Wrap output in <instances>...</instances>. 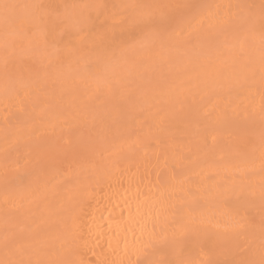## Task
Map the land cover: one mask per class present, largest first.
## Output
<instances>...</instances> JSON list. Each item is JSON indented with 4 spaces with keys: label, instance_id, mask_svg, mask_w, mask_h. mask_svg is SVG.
Listing matches in <instances>:
<instances>
[{
    "label": "bare ground",
    "instance_id": "1",
    "mask_svg": "<svg viewBox=\"0 0 264 264\" xmlns=\"http://www.w3.org/2000/svg\"><path fill=\"white\" fill-rule=\"evenodd\" d=\"M263 1L0 0V264H258Z\"/></svg>",
    "mask_w": 264,
    "mask_h": 264
},
{
    "label": "rangeland",
    "instance_id": "2",
    "mask_svg": "<svg viewBox=\"0 0 264 264\" xmlns=\"http://www.w3.org/2000/svg\"><path fill=\"white\" fill-rule=\"evenodd\" d=\"M105 1H107V3H109V4L113 5V6H115L118 10L123 11V12H125V13L131 11L128 7L125 6L126 4L130 5V4H136V3L139 4V3H141V4H140V8H141V5L145 6L146 4H148V3L150 2V4H152V7L150 8L151 11H149L150 9L148 10L150 14H149L148 11H147L148 14L145 13V14H143L142 16H143V17H144V16L147 17V15H149V16L151 15V17H148V19H146V20L149 21V23L147 24L148 26H149V24H151L152 26H154L156 23H158V26H161V24H162L161 20H162L163 18L160 16V15H161V14H160V13H161V8H160V7L163 6V2H161L162 5L159 4V2H160V1H163V0H122V1H123L122 4H121V3L119 4L118 2L113 1V0H105ZM191 1H193V2H191ZM194 1H196V2H195V4H196L198 1L200 2L201 0H190V1L186 0V2H185L184 0H182V1H181V0H171V1L168 2V3L173 4V3L175 2V3H174V4H175V7H176V6H179V7L181 8V6H183L182 8H184V6H185V5L187 6L188 3H190V5L188 4V6H190V7H192L193 5H195V4H193ZM152 2H153V3H152ZM171 2H173V3H171ZM181 2H182V5L180 4ZM168 3H167V0H164V6H163V7H165L166 9H164V8L162 7V9H164L165 11L167 10V12H169V11H168V7L170 8V6H169ZM191 3H192L193 5H191ZM153 4H155V5H153ZM156 4H157V6H156ZM167 4H168V5H167ZM176 4H177V5H176ZM158 5H159V6H158ZM263 5H264V1H263ZM146 6H147V5H146ZM148 6H149V5H148ZM148 6H147V7H148ZM167 6H168V7H167ZM186 6H185V8H186ZM188 6H187V7H188ZM147 7H145V8H147ZM149 7H150V6H149ZM156 7H157V8H156ZM179 7H177V8H179ZM142 8H143V7H142ZM159 8H160V9H159ZM180 8H179V10H180ZM138 9H139V8H138ZM152 9H153V10H152ZM154 9H156V11H154ZM158 9H159V10H158ZM170 9H171V8H170ZM139 10H140V9H139ZM152 11H153V12H152ZM159 11H160V13H159ZM165 11H164V12H165ZM164 12H162V13H164ZM183 12H184V11H183ZM170 13H171V12H170ZM152 14H153V15H152ZM180 14H182V13H179V15H180ZM168 15H169V14L167 13V14H166V17H167ZM159 16H160V19H161V20L159 19ZM162 16H163V14H162ZM164 16H165V14H164ZM166 17H164V18H166ZM140 18H141V17L139 16V20L141 21ZM142 19H143V18H142ZM139 20L137 21V19H136L137 22H139ZM143 20H144V19H143ZM162 21H163V20H162ZM137 22H136V23H137ZM142 22H143V21H142ZM160 22H161V23H160ZM134 23H135V22H134ZM134 23H133V24H134ZM139 23H140V22H139ZM139 23H138V25H139ZM144 23H145V22H144ZM163 23H164V22H163ZM142 24H143V23H142ZM142 24H141V25H142ZM153 24H154V25H153ZM166 24H167V23H166ZM144 25H145V24H143V26H144ZM103 26H104V25H103V22H101V23L99 24V30H101V28H102ZM156 26H157V24H156ZM162 26H164V25H162ZM95 27H96V25H95ZM138 27H140V25L137 26V28H138ZM154 27H155V26H154ZM159 28H160V27H159ZM135 29H136V25H130V26H128V30H130V32H132V33L135 31ZM259 32H260L259 34H258V32L255 33L256 35H257V34H258V35H257V36L254 35V38H252V40H249V39H248V40L251 42V43H250V42H249V43L252 44V47H258L260 50L263 49L262 51H264V48H263L264 45H262V44H264V41L261 42V40H263L264 37L262 36V37L259 38V36H261V34L264 35V34H263V33H264V24L262 25V30H260ZM240 35H241V34H239L238 36H240ZM235 37H237V36H235ZM256 37H258V40H260L259 42H260L261 44H259V42L257 43L256 41H255V43H254L253 39L255 40ZM237 38H238V37H237ZM237 38H236V39H237ZM240 38H241V37H239V39H240ZM242 38H243V37H242ZM234 39H235V38H234ZM218 40H219V41H218ZM244 40H245V39H244ZM246 40H247V39H246ZM248 40H247V41H248ZM258 40H257V41H258ZM240 41H242V40L240 39ZM216 42H217V43H216ZM216 42H215V46H214V48H216V45H217V46H218V49H219L220 46H222V44H223L224 41H223V40L221 41V39L218 38ZM243 42H245V41H243ZM236 43H237V42H236ZM245 43H246V42H245ZM249 43H246V45H248V46L250 47ZM253 43H254V45H253ZM256 43H257L258 45H255ZM260 45H261L262 47H260ZM248 46H247V47H248ZM254 49H255V48H254ZM259 49H258V50H259ZM256 50H257V49H255L254 51H256ZM258 50H257V51H258ZM254 51H250V52H251V55H252L251 57L256 56L255 59L258 58L259 60H257V61H258L259 63H260V62H264V61H263V60H264V58H263V57H264V52L260 51L261 54L263 55V57H262L261 54L259 53V51H258V52L256 51V52L259 53L260 55H258V54H257L256 52H254ZM253 52H254V53H253ZM255 53H256V54H255ZM254 54H255V55H254ZM257 55H258V56H261V57H262V60H261V57H257ZM193 58H194V57H193ZM24 59H25V62H26V60H28V59H30V58L25 57ZM177 59L179 60V61L177 60V62H180V61L182 60V58H177ZM180 59H181V60H180ZM183 59H184V57H183ZM194 59H195V58H194ZM209 59H210V57H209ZM25 62L23 61L24 64L27 63V62H26V63H25ZM29 63H31V62H29ZM29 63H27V64H29ZM180 63H181V62H180ZM27 64H26V65H27ZM32 64H33V63H32ZM67 89H68V88L54 89V90L51 89V91H50V89H45V90H47V91L49 90L50 92H52V93L55 94V95H56V94L58 95V92H60V94H62V96L60 95L61 98H59V96L57 97V98H58V104H60V100H61V103H62L64 100H66V97H65L66 95H67V97H69V92H68V91H69L70 89H68V91H67ZM42 90H43V89H42ZM42 90H41V91H42ZM57 90H58V91H57ZM74 90H76V92H77L78 90L81 91V92L84 91L83 89L81 90V89H79V88H76V89H74ZM54 91H55V92L57 91V93H55ZM79 91H78V93H79ZM64 93H65V96H64ZM79 94H80V93H79ZM76 95H77V94H76ZM231 121H232V120H231ZM232 122H234V120H233ZM232 128H233V127H232ZM230 129H231V128H230ZM232 130H233V129H232ZM229 131H230V130H228V132H229ZM236 131H237V130H236ZM236 131L234 130V133H236ZM232 133H233V132H230L229 134H230L231 136H234L235 134L232 135ZM237 133H238V132H237ZM237 133H236V134H237ZM205 150H206V148H205ZM205 150H204V152H205ZM209 151H210V150H209ZM249 208H250V207H249ZM252 211H254V208H252V210H251V208H250V209H247V211H246V215H249L250 217L253 216V218L255 217V218H254L255 220L258 219V220H256V221H259V218H258V217H260V221H261V219L264 218V216L261 215V214H263L264 209H260V210H259V212L261 211L260 213L258 212V210H256L257 212H256V211L252 212ZM250 213H251L252 215H251ZM253 213H254L256 216L253 215ZM259 215H261L262 217L259 216ZM256 217H257V218H256ZM263 220H264V219H263ZM261 222H264V221H261ZM218 263H219V264H225V263L222 262V261H221V262H218Z\"/></svg>",
    "mask_w": 264,
    "mask_h": 264
},
{
    "label": "snow or ice",
    "instance_id": "3",
    "mask_svg": "<svg viewBox=\"0 0 264 264\" xmlns=\"http://www.w3.org/2000/svg\"><path fill=\"white\" fill-rule=\"evenodd\" d=\"M245 264H257V262H255V261H251V262H245ZM258 264H264V252H262V258H261V260L258 262Z\"/></svg>",
    "mask_w": 264,
    "mask_h": 264
}]
</instances>
